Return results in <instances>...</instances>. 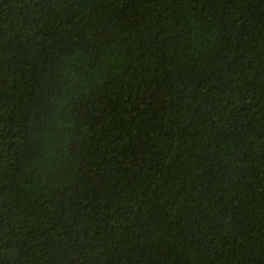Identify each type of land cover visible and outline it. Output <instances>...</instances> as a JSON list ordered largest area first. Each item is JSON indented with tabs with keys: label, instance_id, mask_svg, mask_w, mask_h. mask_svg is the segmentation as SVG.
I'll list each match as a JSON object with an SVG mask.
<instances>
[{
	"label": "trees",
	"instance_id": "trees-1",
	"mask_svg": "<svg viewBox=\"0 0 264 264\" xmlns=\"http://www.w3.org/2000/svg\"><path fill=\"white\" fill-rule=\"evenodd\" d=\"M0 264H264V0H0Z\"/></svg>",
	"mask_w": 264,
	"mask_h": 264
}]
</instances>
